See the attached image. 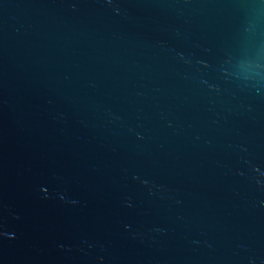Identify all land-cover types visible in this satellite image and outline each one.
Masks as SVG:
<instances>
[{
    "label": "water",
    "instance_id": "95a60500",
    "mask_svg": "<svg viewBox=\"0 0 264 264\" xmlns=\"http://www.w3.org/2000/svg\"><path fill=\"white\" fill-rule=\"evenodd\" d=\"M0 264H264V0H0Z\"/></svg>",
    "mask_w": 264,
    "mask_h": 264
}]
</instances>
